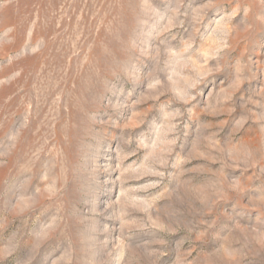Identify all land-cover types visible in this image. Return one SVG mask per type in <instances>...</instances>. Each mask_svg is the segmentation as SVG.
Instances as JSON below:
<instances>
[{
	"label": "rangeland",
	"instance_id": "1",
	"mask_svg": "<svg viewBox=\"0 0 264 264\" xmlns=\"http://www.w3.org/2000/svg\"><path fill=\"white\" fill-rule=\"evenodd\" d=\"M0 264H264V0H0Z\"/></svg>",
	"mask_w": 264,
	"mask_h": 264
}]
</instances>
